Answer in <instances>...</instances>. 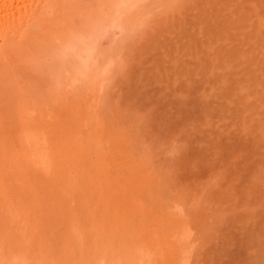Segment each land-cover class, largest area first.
Masks as SVG:
<instances>
[{"label":"rangeland","instance_id":"rangeland-1","mask_svg":"<svg viewBox=\"0 0 264 264\" xmlns=\"http://www.w3.org/2000/svg\"><path fill=\"white\" fill-rule=\"evenodd\" d=\"M142 15L129 40L114 43L101 118L126 128L125 135L154 169L167 209L181 204L180 214L184 210L181 215L193 220L186 264H264V0H148ZM43 65L29 66L33 77L18 72L38 94H46L48 85ZM0 92L4 109L13 94L4 82ZM94 187L82 186L75 201L46 199V214L53 217L43 228L53 239L44 234V240L55 248L66 234L71 237L75 259L60 256L65 260L76 261L78 244L90 246L97 235L89 213L82 215L89 202L101 203ZM104 203L95 213L99 221L109 218ZM72 209L81 213L76 227ZM151 220L149 225L156 223ZM79 223L84 241L71 232ZM88 224L95 232H87ZM143 227V238L134 239L149 244L148 226ZM109 230L103 233L108 242H125L134 231ZM165 249H158L160 257L152 251L160 264Z\"/></svg>","mask_w":264,"mask_h":264},{"label":"bare ground","instance_id":"bare-ground-1","mask_svg":"<svg viewBox=\"0 0 264 264\" xmlns=\"http://www.w3.org/2000/svg\"><path fill=\"white\" fill-rule=\"evenodd\" d=\"M145 1L0 0V83L13 94L3 109L0 92V264H63L58 259L72 255V239L63 235V245L56 249L44 240V223L53 217L46 214V199L61 196L75 201L82 197L78 196L82 186L91 183L93 194L98 192L101 203L105 201L102 210L110 213L109 218L97 220L95 213L101 203L89 202L82 215L89 213L97 235L90 246L80 247L79 243L74 251L78 256L73 253L76 261L73 255L71 261L160 264L152 251L157 250L158 257V249L166 248L164 264L188 262L186 248L193 220L181 215L184 210L180 214L181 204L177 205L176 199L177 206L167 209L154 169L148 167L135 141L125 135L122 124H114L110 117L113 124L106 122L108 117L105 121L101 118L99 106L115 63L114 43L127 42L125 38L129 40L143 22ZM69 45L90 50V60L85 64L72 54L66 55ZM40 62L49 77L46 94H38L27 79L19 77L20 71L36 75L29 66ZM92 158L95 163L91 164ZM80 214L71 210L72 227ZM150 220L156 223L149 225ZM113 221L118 222L117 227ZM86 226L90 233L92 228ZM141 226H148L145 237L154 247L134 239L143 238ZM80 227L71 232L75 239L84 241L87 236L79 232ZM129 227L134 231L125 242H108L103 235L107 228L110 233H124ZM67 260L64 264H69Z\"/></svg>","mask_w":264,"mask_h":264},{"label":"clouds","instance_id":"clouds-1","mask_svg":"<svg viewBox=\"0 0 264 264\" xmlns=\"http://www.w3.org/2000/svg\"><path fill=\"white\" fill-rule=\"evenodd\" d=\"M65 54L68 56L69 54H72L74 57L80 58L85 64L88 62V60H90L92 55L90 50L84 49L83 51H80L76 45H69ZM12 264H16V262L13 261Z\"/></svg>","mask_w":264,"mask_h":264}]
</instances>
